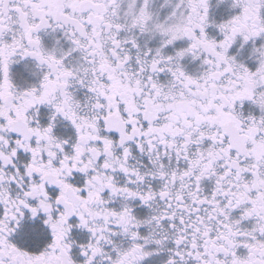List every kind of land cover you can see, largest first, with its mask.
<instances>
[{
	"label": "snow or ice",
	"instance_id": "snow-or-ice-1",
	"mask_svg": "<svg viewBox=\"0 0 264 264\" xmlns=\"http://www.w3.org/2000/svg\"><path fill=\"white\" fill-rule=\"evenodd\" d=\"M0 264H264V0H0Z\"/></svg>",
	"mask_w": 264,
	"mask_h": 264
}]
</instances>
